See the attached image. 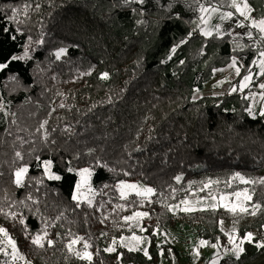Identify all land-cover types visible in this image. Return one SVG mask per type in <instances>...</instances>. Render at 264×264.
<instances>
[{"label": "trees", "instance_id": "16d2710c", "mask_svg": "<svg viewBox=\"0 0 264 264\" xmlns=\"http://www.w3.org/2000/svg\"><path fill=\"white\" fill-rule=\"evenodd\" d=\"M248 3L254 18H264V0ZM221 11L235 12L228 7ZM199 15L193 0H146L144 5L0 0V64L7 65L0 68V103L5 105L0 113V207L17 216L13 220L0 214V226L16 240L26 261L89 264L68 252L72 233L92 245L87 249L93 253L91 264H179L180 251L160 243L158 232L182 221L198 227L200 240L229 250L221 221L238 222L242 237L251 232L255 241L263 239L264 184L232 180L229 187L227 182L236 173L264 179V117L249 115L252 100L243 92L194 93L234 57L251 72L264 41L248 26L253 39L246 33L205 37ZM233 20L241 21L235 13ZM62 48L65 54L57 59ZM103 73H108L107 80L100 78ZM242 76H236V83ZM44 121V129L37 131ZM44 161H51L59 180L48 179ZM21 166L29 171L24 185L17 187L14 172ZM84 168L92 172L91 207L84 202L77 206L72 199L77 184L73 171ZM176 176L182 177L179 183ZM209 180L220 183L201 191ZM121 182L151 187L156 194L144 199L132 193L122 200L117 189ZM245 188L253 197L250 211L253 204L261 205L248 220L222 208L180 215L169 211L185 199L231 195ZM137 211L149 214L141 226L147 229L142 234L151 259L119 244L121 237L136 233L124 217ZM44 231L45 247L32 245L31 239ZM47 239L54 247L47 246ZM113 239L116 251L105 252ZM75 247L85 250L83 241ZM243 247L239 260L227 255L218 264H264V249L249 243ZM0 261L12 264L3 255ZM197 264L212 263L200 258Z\"/></svg>", "mask_w": 264, "mask_h": 264}, {"label": "snow or ice", "instance_id": "6c2138e0", "mask_svg": "<svg viewBox=\"0 0 264 264\" xmlns=\"http://www.w3.org/2000/svg\"><path fill=\"white\" fill-rule=\"evenodd\" d=\"M145 2L146 0H124L125 4L135 3L138 5H144ZM193 2L197 5V10L200 13L199 15L200 24L205 26V27L200 28L201 34L204 35L205 37H209L212 35V30H210L207 27L209 20L212 18V14L219 13V18L222 21L231 20L234 18L233 11H221V9H223L224 7H228V8L234 9L235 14H238L239 17H243V21H249L248 27H250L251 29L257 30L258 33L260 34L259 39L261 41H264V18L256 19L251 15L254 9L252 6H250V4L248 3V0H217L216 5L209 4L208 6H206L204 3H201L200 0H193ZM25 12H27V6H25ZM12 13H13V18H14L16 14L15 8L12 9ZM243 21L238 22L236 24V27L244 28L245 24ZM213 28L215 29L217 36L222 35L221 29L219 26L214 25ZM225 34L230 35V36L232 35L231 32H226ZM189 35H191V33ZM247 36L249 39H253V33L251 31L247 33ZM237 47H242V45L237 44ZM65 51L66 50L63 48L57 51L55 53L56 58L60 59L61 56L65 54ZM175 51L176 49L173 48L172 52H175ZM259 56L261 57V59L259 61H254V63L258 64V67L260 69V75H264V51H260ZM12 59H17V57H13ZM5 67H7L6 64H0V68H5ZM230 67L235 68V72L237 75L240 74V68L237 67V60L235 57L232 59V63ZM100 78L103 80H107L108 73H103ZM252 79L253 77L251 75H245L243 77V83L241 84V88L247 87L251 83ZM259 87L261 89H264V83L260 84ZM232 91L235 92L236 89L233 88ZM261 99H264V96H261ZM60 106L64 107L63 104H61ZM4 109H5V105L3 103H0V113H4ZM248 112H249V115H253L252 110L250 108L248 109ZM5 115H7V113H5ZM259 115L261 117H264V108H261ZM12 122L15 123V120H13ZM45 124H47V121H44V123H42L39 126V129H37V131L44 129ZM47 136H48L47 132H44L45 140L47 139ZM21 143H24V141H21ZM15 156L19 160H23L24 158L20 151H16ZM37 159H39V157H37ZM43 168H44L45 174L47 175L48 179L50 180L60 179L59 176H56L52 173L51 161H44ZM28 171L29 169L27 166H21L15 170L14 183L16 184L17 187H21L24 185V180L28 174ZM125 174L127 175V173ZM78 175L80 177V181L76 184V192L72 196V199L77 202V206H79L81 202L86 201L89 207H91L92 206L91 194H93V189L89 181H90L92 172L89 168H84L79 171ZM175 179L177 183H179L182 177L176 176ZM232 180H237L240 183L246 184V185L247 184H257V183L264 184V179H260V180L246 179L240 173H236L231 178V180L227 182L229 187L231 186ZM214 183H220V181L209 180L208 182L203 184V188L201 189V191H203L206 188H210V186ZM117 189L120 194V199L122 200H127L129 195L132 193H134L137 197H142L144 199H147L156 194L153 188L145 187L143 185L136 184V183L121 182L119 185H117ZM210 196H211L212 201H214V203L211 205V208L213 210L217 209V207H223L233 215L237 213L255 215L256 214L255 210H258L261 207V205L258 203L253 204L252 205L253 210L250 211L248 204L252 202L253 197H252V193H250L247 188H245L243 191H234L231 194V196L234 197V201L231 200V198L228 195H220L219 199H217L216 195L210 194ZM28 199L32 200L33 203H36V201L33 200L31 196H29ZM148 202L150 203L151 201L148 200ZM20 203H23V201H21ZM181 203L185 205L184 208L180 209L184 212H191V211L196 210L187 199L181 201ZM197 203H200V201H197ZM117 207L122 208L123 206L117 205ZM175 207L179 208V205H176ZM172 210H173L172 207H169V211H172ZM0 214H3L5 217L11 218L13 220L17 218L15 213L5 211L3 207H0ZM148 215L149 214L147 212L137 211V212H134L130 216L124 217V222L126 224L131 223V222H136V224L139 225V221L144 219ZM105 219H107V217H105ZM20 223L21 224L24 223L23 219L20 220ZM101 223H103V220L101 221ZM220 223L223 224V221H221ZM262 228H264V225H262ZM139 230L141 232L147 231V229L143 227H140ZM225 235L228 238V243L231 245L230 251L232 252L236 260H239L241 254L245 251V248L243 247L245 243L253 244L258 250L264 249V241H255L254 235L251 232L246 233L241 238H238L235 230H233L232 233H225ZM47 236H48L47 231H44L43 235L37 234L34 238L31 239V244L37 248L43 249L45 247V240ZM70 236H72V238L66 244V248L68 252L76 256L78 259L88 261L89 264H91V261L93 259V253L87 251V249L91 248L92 245L88 241L84 240V238L81 236H76L72 233H70ZM0 237H2V239H0V255H3L4 257H10L12 264H15L16 261H25V264H31V262L26 261L25 256L21 254L20 250L17 247L16 240L9 234V231L2 226H0ZM145 239L146 238L144 237L133 234L131 237H121L119 240V244L121 247H126L129 252L142 250L143 254L149 259H151V256H149L147 249L140 248V246L145 243ZM81 241H83V249H85L84 251L77 250L75 247ZM117 243H118L117 240L113 239L112 245L105 248L104 251L107 253L115 252ZM47 246L54 247V241L52 239H47ZM199 246L200 247L209 246V241L201 240L199 242ZM210 246L214 249H218L220 247L219 243L211 244ZM228 251L229 249H225L226 253ZM195 254L199 256L200 253L198 250H196ZM216 255H217V259L213 260L212 264H218V260L220 258V252L217 251ZM0 264H7V262L0 261Z\"/></svg>", "mask_w": 264, "mask_h": 264}, {"label": "rangeland", "instance_id": "374dc122", "mask_svg": "<svg viewBox=\"0 0 264 264\" xmlns=\"http://www.w3.org/2000/svg\"><path fill=\"white\" fill-rule=\"evenodd\" d=\"M236 15L238 16V14H236ZM239 18L241 21H243V17H239ZM238 22L239 21H235L233 19L222 21L219 18V13H216V14H212V18L209 20L207 27L210 30H212V34L216 33L215 29L213 28L214 25L220 27L222 34H225L226 32H231L232 34H242V33L247 34L249 32L248 31L249 29L247 28L249 21H243L245 24L244 28L236 27V24ZM201 27H205V26L201 24ZM200 33H201V31H200ZM260 59H261V57H258L256 59V61H259ZM230 65H228L227 67H225V68H223V69H221L215 73V75L217 76L218 73L221 74V72L227 68V70H225L226 71L225 77L221 83V86L223 87V89L220 92L225 94V95H228V94L233 92L232 91L233 87H231L232 85L235 86V89L237 91L240 88V91L243 92L244 94H246L247 96H249L252 100L251 101V107H250V109L252 110V113H253L252 116L255 117V116L259 115L261 108H264V99H261V96H264V89H261L259 87L260 84L264 83V75H260V69L258 67V64L254 63V69L251 72H245L246 69L241 68L243 66V64L241 62H240V64L237 63V67L240 68V73H243V76L241 77V79L237 83H236V81L232 82L233 80L236 79L237 74L235 72V68L230 67ZM222 73H224V72H222ZM245 75H251L253 77V79L247 87L241 88L240 85L243 83V77ZM194 94H195V96H197L199 94V92L196 90ZM80 170L81 169H77V170L75 169L73 171L77 175V183L80 181V177L78 175ZM90 180H91V177H90ZM89 182L91 185V181H89ZM75 192H76V187L74 190V194H75ZM228 196L231 198V200L234 201V197H232L231 195H228ZM91 199H92V205H94V200H95L94 191H93V194H91ZM217 199H219V197H217ZM187 200L196 209V210L191 211V212L212 210L211 205L214 203V201H212L211 197L201 198V199H190L189 198ZM197 201H200V203H197ZM84 203L87 204L86 201ZM177 205H179V208H176L175 207L176 205L172 206L173 210L171 212L173 214L180 215L182 213H184V214L185 213H191V212H184V211L180 210V209L185 207L184 204L179 203ZM218 208H222V209L226 210L223 207H217V209ZM201 209H203V210H201ZM237 214L239 215L240 213H237ZM240 216L244 220L249 219L247 217V216H249L248 214H241ZM141 221L142 220L139 221V225H137L136 222H131L132 229L134 230V232H136L133 234L146 238L142 234V232L139 230L140 227H142ZM238 225H239L238 222L235 223V222H232L229 220L223 221V224H221L224 233H232L233 230H235L238 238H241L242 236H240L237 232ZM198 232H199V230H198V227L196 225L189 224L188 222L182 221V222L178 223L176 228H171V229L164 231V232H158V238H159L160 243H163V242L171 243L178 248V250L181 253V258L178 261L179 264H197V262L200 258L204 259L205 261H207L209 263H212L213 260L217 259V255H216L217 251L220 252V258L226 257L227 255L234 256L232 253H229L230 250L226 253L225 252L226 248H223L221 246L218 249L212 248L210 246L211 243H209V246L200 247L199 242L201 240L198 237ZM133 234L126 236V237H131ZM253 235L256 236V233H253ZM0 239H2V237H0ZM261 241H264V237ZM229 246L231 247L230 244H229ZM140 248L141 249H147L148 248V239L147 238L145 239V243L142 244L140 246ZM196 250L199 251V253H200L199 256H197L195 254ZM139 252L143 253L142 250H139Z\"/></svg>", "mask_w": 264, "mask_h": 264}, {"label": "crops", "instance_id": "0c3cea01", "mask_svg": "<svg viewBox=\"0 0 264 264\" xmlns=\"http://www.w3.org/2000/svg\"><path fill=\"white\" fill-rule=\"evenodd\" d=\"M225 70H227V68ZM225 70L222 71L224 73H222V72H221V74L218 73L219 75L218 74H217V76L215 75L214 78L211 81L206 83L205 86H204V89L201 92L198 91L199 94L197 95V97H200V96H203V95H212V96L225 95V94L220 92L223 89V87L221 86V83H222V81H223V79L225 77V72H226ZM234 81L235 80H233L232 82H234ZM231 87L235 88V86H233V85ZM240 87H241V85H240ZM238 91L241 92L240 88L238 89Z\"/></svg>", "mask_w": 264, "mask_h": 264}]
</instances>
